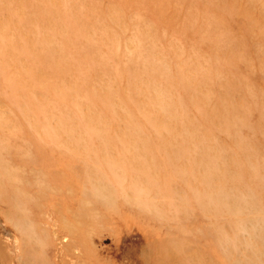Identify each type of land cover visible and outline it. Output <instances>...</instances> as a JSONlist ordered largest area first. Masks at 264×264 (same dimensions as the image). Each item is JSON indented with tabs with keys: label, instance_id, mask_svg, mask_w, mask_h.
Instances as JSON below:
<instances>
[{
	"label": "rangeland",
	"instance_id": "obj_1",
	"mask_svg": "<svg viewBox=\"0 0 264 264\" xmlns=\"http://www.w3.org/2000/svg\"><path fill=\"white\" fill-rule=\"evenodd\" d=\"M0 264H264V0H0Z\"/></svg>",
	"mask_w": 264,
	"mask_h": 264
}]
</instances>
